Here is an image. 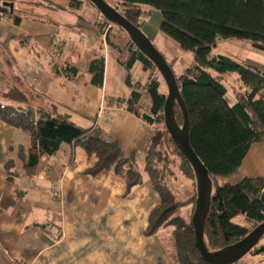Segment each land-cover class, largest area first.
Masks as SVG:
<instances>
[{"label":"crops","instance_id":"0c3cea01","mask_svg":"<svg viewBox=\"0 0 264 264\" xmlns=\"http://www.w3.org/2000/svg\"><path fill=\"white\" fill-rule=\"evenodd\" d=\"M70 2L20 0L12 13L0 10V91L23 92L27 101L16 106L36 120L98 128L124 152L144 154L153 127L128 110L127 100L138 91V105L150 109L141 99L151 71L139 62L127 70L100 13L87 1L80 10ZM96 57L104 58L102 86L92 84L88 71ZM66 64L77 70L73 77L63 71ZM19 132L26 134L0 121V264H178L169 233L167 243L162 229L144 235L160 201L147 177L126 194L122 178L88 174L97 158L66 143L30 166V140L25 144ZM239 171V179L264 178L262 143L250 146Z\"/></svg>","mask_w":264,"mask_h":264},{"label":"trees","instance_id":"16d2710c","mask_svg":"<svg viewBox=\"0 0 264 264\" xmlns=\"http://www.w3.org/2000/svg\"><path fill=\"white\" fill-rule=\"evenodd\" d=\"M121 1L125 10L118 12L137 27L141 7L159 11V31L181 49L193 53V63L180 76L168 65L188 114L189 144L206 167L212 182L211 201L203 230L204 242L209 250L221 249L243 238L250 231L249 226L253 229L264 221V204L260 201L264 178L242 176L235 183H221V177L240 175L242 160L253 143L264 145V72L226 55L213 56L211 51L220 39L246 40L264 48V0ZM79 3V0H72L70 7L76 8ZM12 15L13 21L18 23L20 17ZM130 46L124 67L130 70L135 62H139L144 72L153 69L143 85L151 99L150 109L142 110L138 105V91L132 90L127 100L128 110L153 127L144 154L124 152L116 142L104 139L98 128L82 129L67 119L50 116L34 119L28 111L16 106L27 101L26 95L18 89L0 91V121L28 135L30 166L41 155H51L66 143L79 146L87 155L97 158L88 174L109 171L122 178L126 183V194L147 177L160 201L149 214L144 235L150 237L160 229L170 228L169 248L175 262L207 264L195 247L191 224L197 193L195 175L164 125L166 85L154 64L132 42ZM63 71L68 77L77 73L68 64L64 65ZM88 71L92 84L102 86L104 58L92 59ZM227 72L236 73L239 82L238 88L232 89L233 105L224 98L227 92L224 74ZM162 85L166 93L161 90ZM173 115L177 125L182 126V114L176 103ZM165 140L180 156L181 171L193 179L195 192L189 195L188 189L187 196H184L182 191L183 199L173 185L177 181L170 153L164 146ZM183 206H188L184 215L179 213ZM186 213L190 214L187 221ZM240 215L244 217L245 224L232 223V219ZM261 251H264V246L255 245L250 252Z\"/></svg>","mask_w":264,"mask_h":264},{"label":"rangeland","instance_id":"374dc122","mask_svg":"<svg viewBox=\"0 0 264 264\" xmlns=\"http://www.w3.org/2000/svg\"><path fill=\"white\" fill-rule=\"evenodd\" d=\"M85 2L87 0H79ZM112 7H115L119 12H123L125 10V6L123 5L121 0H105ZM3 2H12L15 5H19L20 0H0V10L3 12H8V6H3ZM88 2V8L96 9V7ZM81 3H79L78 7L73 8V10H80ZM96 11H98L96 9ZM48 18H50L48 16ZM142 24H139V29L148 37V39L152 42V44L156 47V49L164 56L166 62L171 66L174 73L177 76L182 75L185 70L191 66L193 63V53L190 51H185L181 49L177 43H175L172 39L162 34L159 31V23L161 21V13L157 10H154L149 7H141V15L139 18ZM107 24H110V27L107 28ZM106 35L110 42H112L118 49L119 57L123 56L128 59L129 52L128 49L131 47L130 39L127 33L120 29L117 25L113 23H108L106 21L103 24ZM116 53V52H115ZM211 54L214 55H226L237 62L246 63L252 66H256L260 71L264 72V48L258 45H255L246 40L239 39H220L218 40L215 47L212 48ZM151 69L150 71H152ZM224 84L227 87V92L224 96L226 102L229 105H233L235 103V99L232 93V89L238 88L239 82L237 81L236 73L227 72L224 74ZM121 86V89L124 90L125 86ZM4 87V86H3ZM161 90L166 93L165 87L162 85ZM141 104L145 107H151V99L147 92L144 93V96L141 99ZM160 128V127H159ZM20 135H23L25 139V144L28 143V136L22 132H19ZM165 142V147H167L168 152L170 153L169 158L172 161V169L174 170V174L176 176V183H173L176 193L184 198L187 196L188 189L190 191L189 195L195 192L193 179L187 177L183 171H181L182 160L178 153L174 150L171 143ZM174 176V175H173ZM184 176V177H183ZM185 176L187 178H185ZM239 175H229L225 177H221V183H235L239 177ZM190 178V179H188ZM182 191L185 192V195H182ZM196 199V198H195ZM188 206H183L179 210V213L184 215ZM188 213V212H187ZM186 213V221L190 219V214ZM232 223L237 225H244L245 219L243 216H236L232 219ZM251 230L250 226L248 227ZM161 235L165 236V242H168V233H170V228H164V230H160ZM258 246L264 245V235L256 244ZM233 264H264V251L261 252H248L244 255L240 260Z\"/></svg>","mask_w":264,"mask_h":264},{"label":"water","instance_id":"95a60500","mask_svg":"<svg viewBox=\"0 0 264 264\" xmlns=\"http://www.w3.org/2000/svg\"><path fill=\"white\" fill-rule=\"evenodd\" d=\"M87 1L92 3L100 15L108 22L118 25L127 33L136 49L154 64L166 85L167 96L164 102V125L170 137L176 142L179 150L191 165L195 175L197 193L194 211L191 216V224L194 232V244L201 258L207 264H233L237 262L250 252L264 235V221L251 229L243 238L230 245L214 251L206 247L203 230L211 201L212 182L206 167L189 144L188 114L173 71L164 56L156 49L148 37L137 26L123 17L118 10L105 0ZM2 5L8 6L10 13L13 12L12 2H3ZM175 103L179 106L182 114V126L177 125L173 115ZM260 201L264 204V188L260 195Z\"/></svg>","mask_w":264,"mask_h":264},{"label":"built area","instance_id":"2783aa9c","mask_svg":"<svg viewBox=\"0 0 264 264\" xmlns=\"http://www.w3.org/2000/svg\"><path fill=\"white\" fill-rule=\"evenodd\" d=\"M109 27H110V24H107V28H109ZM52 194H53V196H54V197H56V196H57V194H58V192H57V191H53V193H52Z\"/></svg>","mask_w":264,"mask_h":264}]
</instances>
